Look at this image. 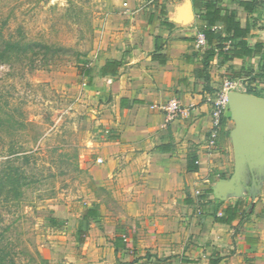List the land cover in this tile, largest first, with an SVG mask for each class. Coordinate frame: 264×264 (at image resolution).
I'll list each match as a JSON object with an SVG mask.
<instances>
[{"label":"crops","instance_id":"crops-1","mask_svg":"<svg viewBox=\"0 0 264 264\" xmlns=\"http://www.w3.org/2000/svg\"><path fill=\"white\" fill-rule=\"evenodd\" d=\"M207 1L247 30L237 42L250 54L224 60L219 46L233 45L221 42L222 24L207 40ZM98 37L85 86L112 106L99 184L118 204L50 218L51 264H264V0H115ZM108 61L122 64L114 77L101 75ZM227 78L239 84L213 151V103ZM172 101L189 116L169 121ZM237 204L240 219L217 222Z\"/></svg>","mask_w":264,"mask_h":264},{"label":"rangeland","instance_id":"rangeland-1","mask_svg":"<svg viewBox=\"0 0 264 264\" xmlns=\"http://www.w3.org/2000/svg\"><path fill=\"white\" fill-rule=\"evenodd\" d=\"M114 11L115 0H0V36L62 49L0 65V246L8 264H51L59 240L50 218L118 204L115 188L99 184L107 162L97 163L112 106L81 76Z\"/></svg>","mask_w":264,"mask_h":264},{"label":"trees","instance_id":"trees-1","mask_svg":"<svg viewBox=\"0 0 264 264\" xmlns=\"http://www.w3.org/2000/svg\"><path fill=\"white\" fill-rule=\"evenodd\" d=\"M196 2V0H195ZM204 14L201 15L205 22L204 34L209 42H212L214 37V31L212 28L218 24L223 25L224 32L227 33V37L222 39L221 42L232 43V48L225 50V46L221 44L220 53L223 55L224 60L227 61L232 57L238 56V53L234 52L237 48L240 49L245 55L250 54L251 51L248 48V44L245 41L237 42L239 37H246L247 30H242L240 24H238L232 14L227 13L226 16L221 15V9L217 8L216 4L212 1H207L204 6ZM237 42V45L235 44ZM260 46L256 47V52L259 53ZM62 49L47 42H33L24 41L20 39H9L0 36V65L8 63L10 59L14 57H24L28 54H32L33 58L47 59L50 55L55 56L59 54ZM213 58V52L209 51L205 54V65L208 67L210 60ZM122 64L117 61H108L105 66L101 68V75L106 76H116ZM95 68L90 65L89 62L84 61V66L81 68V76L85 80L84 85L92 87L94 85ZM264 77V73L262 74ZM233 79V78H231ZM249 92H253L249 89ZM227 119L223 120V125L226 124ZM9 179V178H8ZM11 179V178H10ZM240 204L236 206H228L223 217L216 218L217 222L223 224H232L234 221L240 219ZM50 222V219L48 220ZM10 254L5 248L0 246V264H8ZM11 262L15 264V260L12 259Z\"/></svg>","mask_w":264,"mask_h":264},{"label":"built area","instance_id":"built-area-1","mask_svg":"<svg viewBox=\"0 0 264 264\" xmlns=\"http://www.w3.org/2000/svg\"><path fill=\"white\" fill-rule=\"evenodd\" d=\"M205 40L204 35L199 36V42L203 43ZM226 51L229 50V46L225 48ZM238 80L227 78L222 84V87L216 93V98L213 103V128L210 132V138L208 142V146L213 151H218L220 149L219 146V138L222 129V123L225 118H227V113L230 108V100L232 93L238 87ZM168 120L173 121L178 117L187 118L189 116V112L187 109L183 108L179 101H172L168 105ZM98 164H103L104 159L98 158Z\"/></svg>","mask_w":264,"mask_h":264}]
</instances>
